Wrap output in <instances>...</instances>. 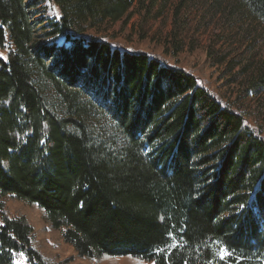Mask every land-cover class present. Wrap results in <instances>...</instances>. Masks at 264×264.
Listing matches in <instances>:
<instances>
[{
  "label": "trees",
  "instance_id": "trees-1",
  "mask_svg": "<svg viewBox=\"0 0 264 264\" xmlns=\"http://www.w3.org/2000/svg\"><path fill=\"white\" fill-rule=\"evenodd\" d=\"M44 1L53 18L38 35L32 2L0 0V264H264V121L119 42L138 0ZM236 2L264 22V0ZM11 196L42 211L69 257L9 213Z\"/></svg>",
  "mask_w": 264,
  "mask_h": 264
},
{
  "label": "rangeland",
  "instance_id": "rangeland-1",
  "mask_svg": "<svg viewBox=\"0 0 264 264\" xmlns=\"http://www.w3.org/2000/svg\"><path fill=\"white\" fill-rule=\"evenodd\" d=\"M26 1L32 2L29 11L38 35H42L43 25L53 18L50 5L44 0ZM131 11L126 24L119 22L113 28L120 30L119 42L185 67L199 75L212 91L225 98L237 97L246 111L255 112L264 121V83L245 90L257 77L260 66L264 72V22L244 13L236 0H138ZM49 40L63 44L62 36ZM170 40L174 46L164 48L163 44ZM218 58L222 60L220 63ZM46 95L50 105L61 113L63 105L55 90L48 88ZM5 201L11 215L29 214L37 237L48 252L59 259L69 257L72 249L57 230L51 229L41 210L13 196ZM16 264L31 263L19 255ZM102 264H137V260L116 257Z\"/></svg>",
  "mask_w": 264,
  "mask_h": 264
},
{
  "label": "snow or ice",
  "instance_id": "snow-or-ice-1",
  "mask_svg": "<svg viewBox=\"0 0 264 264\" xmlns=\"http://www.w3.org/2000/svg\"><path fill=\"white\" fill-rule=\"evenodd\" d=\"M0 55H2V54H0ZM241 207H243V205H241ZM169 235H171V233H169ZM218 243H220L222 246L220 247V249L218 250L216 255L219 258V260L227 261L228 257L233 255V253L226 246H223L222 241H219ZM173 246H175V245H173ZM21 255H23V254H21Z\"/></svg>",
  "mask_w": 264,
  "mask_h": 264
}]
</instances>
